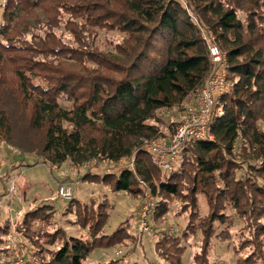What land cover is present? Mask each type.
Returning a JSON list of instances; mask_svg holds the SVG:
<instances>
[{
    "label": "trees",
    "instance_id": "1",
    "mask_svg": "<svg viewBox=\"0 0 264 264\" xmlns=\"http://www.w3.org/2000/svg\"><path fill=\"white\" fill-rule=\"evenodd\" d=\"M60 11L70 16L65 26L73 46L53 32ZM94 27L117 29L125 37L113 52H100L87 40ZM201 29L214 36L226 56L229 88L213 105L209 119L213 139L184 143L177 154L179 166L165 174L151 160L144 140L166 136L157 113L176 108L183 117L186 98L206 76L211 63ZM7 96L25 117L28 130L39 134L35 155L50 167L65 161L80 167L93 160L115 163L132 157L131 168L99 178L87 172L83 180L97 179L115 192L132 195L140 194L144 185L156 197L150 210L155 218L166 213L168 198L181 199L186 205L183 211L188 212L182 236L194 226L203 236L194 264H207L202 252L216 236L214 222L226 225L218 237H229L227 205L245 223L247 236L241 238L240 248H252L236 264L264 260L259 241L264 233V0H185L184 4L180 0H4L3 142L10 141L14 131L3 105ZM176 123L168 124L167 135ZM198 194L208 206L202 218ZM67 203L80 204L74 197ZM105 208L100 203L86 213L83 205L78 212L84 223H90V240L34 232L32 223L44 218L45 206L25 213L15 229L35 247L39 264H81L95 248L111 247L128 237L122 228L99 233L108 219ZM9 229L8 221L0 225V242ZM181 238L161 232L154 249L170 264H180ZM58 239L60 244L51 249Z\"/></svg>",
    "mask_w": 264,
    "mask_h": 264
},
{
    "label": "rangeland",
    "instance_id": "2",
    "mask_svg": "<svg viewBox=\"0 0 264 264\" xmlns=\"http://www.w3.org/2000/svg\"><path fill=\"white\" fill-rule=\"evenodd\" d=\"M180 1L185 3V0ZM3 3L4 0H0V23ZM69 19L68 13L60 11L58 26L53 29V32L63 43L73 46V37L65 26ZM75 21L82 22L80 19ZM92 30L87 40L91 48L100 52H113L115 45L125 37L124 33L113 28L94 27ZM192 98L193 94L186 98L184 104ZM60 102L66 104L62 99ZM3 105L9 111L14 131L10 141L0 140V225L7 221L10 225L9 231L0 242V264H39L35 247L15 229V224L22 220L25 213L37 207H46L44 218L32 223L31 228L36 233H58L63 237L72 236L90 240L92 237L90 223H84L78 212H81L84 205L88 213L95 210L100 203L106 204L108 219L99 233L109 234L122 228L128 237L120 244L95 248L81 264H170L154 249V242L160 237L161 232L182 237L179 262L194 264L193 257L201 252L203 236L197 226L189 229L186 236H182L183 230L186 229L188 212L183 211L186 205H183L181 199L168 198L166 213L155 218L150 214V210L156 197L151 195L144 185L140 194L132 195L124 191L115 192L108 184L99 182L97 179L96 182L83 180L82 176L87 172L99 178L107 172L113 173L124 168H131L132 157L122 158L115 163L93 160L80 167L65 161L59 166L50 167L41 157L35 155V145L39 134L28 130L25 117L19 113L14 100L7 96ZM157 115L161 121L160 130L166 136H158L150 142L159 140L167 142L173 135L182 114L178 109L170 108L159 111ZM170 122L177 123L172 133L167 135ZM239 151L240 149H235L236 154H240ZM151 160H153L152 157ZM174 162L172 168L163 173L167 174L179 166V158H176ZM238 177L239 172L235 174V178ZM217 183L219 184V181ZM62 186L70 187L71 198L74 197L79 201V207L68 206L67 200L61 198L59 189ZM196 199L198 214L202 218L208 212L206 198L198 194ZM225 214L230 222L227 234L229 237H218V232L226 228V225L224 227L214 222L216 236L209 239L205 254L202 252V256H206L207 264H236L240 257L252 252L251 247L240 248L241 238L247 236L243 220L229 205L225 209ZM259 241L264 256V233L259 236ZM59 244L58 239L50 248L55 249ZM258 264H264V260H259Z\"/></svg>",
    "mask_w": 264,
    "mask_h": 264
},
{
    "label": "built area",
    "instance_id": "3",
    "mask_svg": "<svg viewBox=\"0 0 264 264\" xmlns=\"http://www.w3.org/2000/svg\"><path fill=\"white\" fill-rule=\"evenodd\" d=\"M210 60V68L201 85L193 93V98L184 104L183 118L176 125L171 138L165 141H146V149L153 162L161 169H171L177 158L178 150L189 140H212L209 132V119L217 96L228 91L226 79V56L219 49L213 35L201 29ZM61 198H71L70 187L59 189Z\"/></svg>",
    "mask_w": 264,
    "mask_h": 264
}]
</instances>
